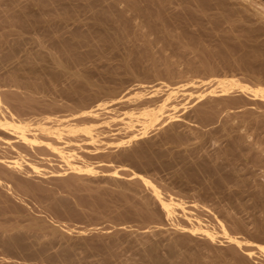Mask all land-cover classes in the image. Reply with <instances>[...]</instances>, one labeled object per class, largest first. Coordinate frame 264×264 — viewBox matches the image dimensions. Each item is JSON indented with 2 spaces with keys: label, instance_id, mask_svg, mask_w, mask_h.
Here are the masks:
<instances>
[{
  "label": "bare ground",
  "instance_id": "obj_1",
  "mask_svg": "<svg viewBox=\"0 0 264 264\" xmlns=\"http://www.w3.org/2000/svg\"><path fill=\"white\" fill-rule=\"evenodd\" d=\"M103 210L141 223L62 219ZM89 251L264 264V0H0V264Z\"/></svg>",
  "mask_w": 264,
  "mask_h": 264
},
{
  "label": "rangeland",
  "instance_id": "obj_2",
  "mask_svg": "<svg viewBox=\"0 0 264 264\" xmlns=\"http://www.w3.org/2000/svg\"><path fill=\"white\" fill-rule=\"evenodd\" d=\"M33 9H35V11H38L39 8L38 6H34ZM26 36H31L32 33H26ZM10 37H13V35H10ZM154 37V36H153ZM131 38L130 40H132L133 42L138 41L136 39H134L133 36L129 37ZM33 45V41L32 39H27L22 47H29ZM159 46L162 45V42L158 43ZM104 54H106L105 56H103ZM130 58V62L133 61V57H128L127 55L123 54L122 50L119 49H110L107 50L105 53H99V51L97 52L96 55L89 56V59L91 61H93L91 63V65H96L94 69H90V73L92 74V78L95 80L101 79V80H105L106 83L112 87H118V88H122V87H126L130 82H136L135 80H152V78H146V77H142L139 75H134V74H130L128 73L124 68L121 69H117V68H112L110 66L111 65H119L121 63H123V61H125L126 59ZM144 64H147L146 59L145 60H141ZM100 65V66H99ZM109 65V66H108ZM99 66V67H98ZM98 67V68H97ZM109 67V70H107L106 68ZM116 71V73H114ZM140 71V70H139ZM123 217H125V219L131 221L132 223H136L139 224L141 223V220L138 217H133L130 215H119L117 212H112V211H108V210H103L101 212H93L90 215L86 216L83 214H73L70 217L68 215H63V218L66 219H70L71 223H78V224H91V223H96V224H101L102 226H105L106 224H112L113 222H117L120 219H123ZM146 224V223H144ZM126 243L122 246H120L118 249H122V248H126ZM55 249L54 248H50L48 249L49 253H52ZM126 253L127 254H132L134 251H136L134 248H130L127 249L126 248ZM71 253L67 254L70 255ZM85 255H90L89 257H87L86 259H83L82 261H78V260H69V261H54L53 259H51L50 257H46L45 261H41L40 263H37V260H31L30 264H98V262L95 261V258L98 257L97 255V251H89L84 253ZM205 262H201V264H204Z\"/></svg>",
  "mask_w": 264,
  "mask_h": 264
}]
</instances>
